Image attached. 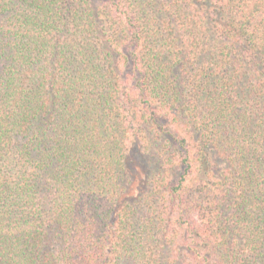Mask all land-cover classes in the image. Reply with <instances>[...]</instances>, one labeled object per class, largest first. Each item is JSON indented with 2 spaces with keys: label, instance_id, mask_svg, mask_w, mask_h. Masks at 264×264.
<instances>
[{
  "label": "trees",
  "instance_id": "obj_1",
  "mask_svg": "<svg viewBox=\"0 0 264 264\" xmlns=\"http://www.w3.org/2000/svg\"><path fill=\"white\" fill-rule=\"evenodd\" d=\"M0 264H264V0H0Z\"/></svg>",
  "mask_w": 264,
  "mask_h": 264
}]
</instances>
